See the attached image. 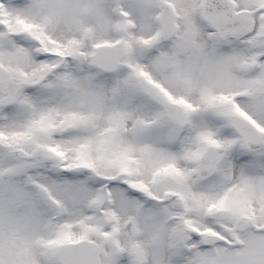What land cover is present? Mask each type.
<instances>
[{
	"label": "snow or ice",
	"instance_id": "6c2138e0",
	"mask_svg": "<svg viewBox=\"0 0 264 264\" xmlns=\"http://www.w3.org/2000/svg\"><path fill=\"white\" fill-rule=\"evenodd\" d=\"M0 264H264V0H0Z\"/></svg>",
	"mask_w": 264,
	"mask_h": 264
}]
</instances>
